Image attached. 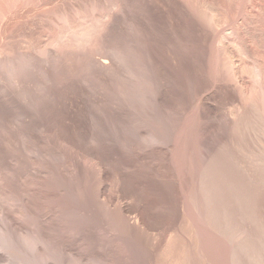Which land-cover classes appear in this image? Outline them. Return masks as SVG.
I'll use <instances>...</instances> for the list:
<instances>
[{
    "label": "rangeland",
    "instance_id": "rangeland-1",
    "mask_svg": "<svg viewBox=\"0 0 264 264\" xmlns=\"http://www.w3.org/2000/svg\"><path fill=\"white\" fill-rule=\"evenodd\" d=\"M263 263L264 0H0V264Z\"/></svg>",
    "mask_w": 264,
    "mask_h": 264
},
{
    "label": "bare ground",
    "instance_id": "bare-ground-1",
    "mask_svg": "<svg viewBox=\"0 0 264 264\" xmlns=\"http://www.w3.org/2000/svg\"><path fill=\"white\" fill-rule=\"evenodd\" d=\"M205 18V17H204ZM256 163H258V162H256ZM249 169V168H248ZM248 171V170H247ZM253 171V170H252ZM223 173V172H222ZM225 178V177H224ZM222 185V184H221ZM244 191V190H243ZM232 192V191H231ZM231 196H232V194H231ZM241 196V195H240ZM243 196V195H242ZM221 200V199H220ZM242 200V199H241ZM248 208V207H247ZM250 214V213H249ZM220 216V215H219ZM257 224V223H256ZM245 227V226H244ZM248 228V227H247ZM227 232V231H226ZM229 232V231H228ZM263 232V231H262ZM228 235V234H227ZM241 236V235H240ZM261 237V236H260ZM237 239V238H236ZM254 239V238H253ZM250 243H252V242H250ZM247 248V247H246ZM237 250V249H236ZM240 250V249H239ZM249 261V260H248ZM251 262V261H250ZM264 264V263H263Z\"/></svg>",
    "mask_w": 264,
    "mask_h": 264
}]
</instances>
